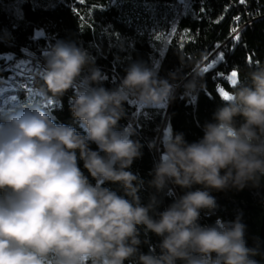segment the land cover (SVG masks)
I'll return each mask as SVG.
<instances>
[{
    "label": "clouds",
    "instance_id": "1",
    "mask_svg": "<svg viewBox=\"0 0 264 264\" xmlns=\"http://www.w3.org/2000/svg\"><path fill=\"white\" fill-rule=\"evenodd\" d=\"M178 55L181 68L166 78L136 61L107 89L86 49L64 39L51 45L37 70L35 101L0 111V264H264L258 238L248 244L241 215L199 223L201 210L216 208L210 190L264 185V62L246 61L244 78L231 84L229 98L221 97L201 139L189 143L184 133L165 129L149 184L161 192L170 182L184 194L163 211L155 196L140 202L143 181L128 169L143 145L119 121L125 103L161 109L178 88L189 101L205 91L200 65ZM69 89L82 132L57 123L49 110ZM108 182L125 195L104 187ZM149 233L160 238L155 247Z\"/></svg>",
    "mask_w": 264,
    "mask_h": 264
},
{
    "label": "trees",
    "instance_id": "2",
    "mask_svg": "<svg viewBox=\"0 0 264 264\" xmlns=\"http://www.w3.org/2000/svg\"><path fill=\"white\" fill-rule=\"evenodd\" d=\"M12 1L15 0H0V54L17 51L20 47H42L48 44V39L50 43H55L57 39L74 41L95 58V66L106 74L102 86L107 89L120 83L126 74V68L132 62L142 61L149 66H155L159 75L166 78L169 72L181 68L178 53L184 56L186 62L200 65L205 57L216 50V45L224 43L222 48L226 52V59L207 73L203 72L205 91H200L195 101H189L182 97L181 87L172 101L166 127L173 132L184 133L189 143L203 137L202 126L212 119V114L221 100L218 88L222 87L231 92L232 85L226 76L236 70L239 80L244 78L248 70L246 61L264 62V0H245L243 4L240 0H190L179 19L177 33L166 45L149 32L148 28L154 20L152 13L144 15L145 4L163 7L180 4L179 0H83V3L81 0H21L18 14L13 13L8 6ZM141 15L147 18V28L141 25ZM237 16L240 17L238 21L235 19ZM244 23L246 25L239 31L240 40L227 41L232 28ZM38 30H43L46 36H37ZM2 68L3 63H0V69ZM182 71L188 73L190 69L183 68ZM218 72L225 75L217 76ZM9 73L12 71L3 70L0 74ZM112 73L119 80H113ZM15 77L34 89L39 84L37 76L15 73ZM19 90V99L29 94L34 95L35 99L37 97L35 90ZM73 96L74 89H69L58 100H54L49 110L57 123L71 125L78 132H82L72 116L70 98ZM124 108L126 114L119 121V128L134 129L135 134L131 138L143 145L142 156L135 159L128 169L143 181L138 192L140 202L147 205L150 198L155 196L159 202L156 210L163 211L185 191L169 182L163 191L157 192L149 184L153 179L150 173L159 161L158 154L161 155L163 151L162 137L158 145L157 137L166 107L139 111L134 104L125 103ZM150 144L155 147H149ZM89 147L97 150L94 143ZM80 167L83 169L82 161ZM84 171L87 175V171ZM104 187L118 195H125L124 189L118 183L108 182ZM198 188L203 190L201 185H194L191 190ZM210 195L216 199V208L211 211L201 210L199 223L210 225L217 218L231 221L241 215L242 222L247 225L248 244L253 246L257 238L259 239L264 213V185L259 189L249 187L242 191L210 190ZM148 240L155 247L160 238L149 233ZM140 250L147 253L149 247L142 244ZM155 250L159 251L158 248Z\"/></svg>",
    "mask_w": 264,
    "mask_h": 264
},
{
    "label": "rangeland",
    "instance_id": "3",
    "mask_svg": "<svg viewBox=\"0 0 264 264\" xmlns=\"http://www.w3.org/2000/svg\"><path fill=\"white\" fill-rule=\"evenodd\" d=\"M21 0H15L11 3H8V6L12 9L13 13L18 14L20 12L19 9V2ZM180 4L174 3V4H168L164 5L163 7H157L154 4H145L146 9L144 10V15H149V13H152L153 17V24L148 28L151 35L159 36V40L163 44H167L169 40L174 36L178 31V23L181 15L185 12L190 0H179ZM159 11L161 14H158ZM146 16L141 15V20L143 21L141 25H143V28H147V18ZM224 46V45H223ZM222 46V47H223ZM216 48V51L211 53L208 56V59L204 60L202 64H200V69H202L207 63L211 62L213 58L218 54L219 51H223V48ZM35 96L32 94H29L25 97L20 98V101L17 106L21 105L22 103H28V102H34ZM54 103V101H53ZM52 103V104H53ZM168 105L166 106L167 109ZM51 112V111H50ZM52 114V112H51ZM165 129H168L166 126L163 127V131H161V135L159 137L157 145L160 143L161 137L163 138ZM162 130V129H160ZM158 154V160L159 156Z\"/></svg>",
    "mask_w": 264,
    "mask_h": 264
},
{
    "label": "built area",
    "instance_id": "4",
    "mask_svg": "<svg viewBox=\"0 0 264 264\" xmlns=\"http://www.w3.org/2000/svg\"><path fill=\"white\" fill-rule=\"evenodd\" d=\"M246 25L244 23L241 26H237L238 32ZM37 36H46L43 30H38L36 32ZM235 33H231L229 40H234ZM48 44L42 47L37 48H28V47H20L17 51H11L4 54H0V63H3V70H10V63L12 62H20L26 66H30L32 69H40L43 65L44 55L47 50L51 47L53 43H50V39H48ZM237 42V41H235ZM0 70V73L1 71ZM101 70V69H100ZM102 74L106 76V74L101 70ZM15 77V73H9V75H1L0 74V84L5 83L6 80ZM113 80H119L118 77L112 73ZM17 87L25 88L28 91H33L34 88L30 85L24 84L20 79L17 78ZM18 103L15 102L14 98L11 96L0 97V111L4 110V106H14L17 107Z\"/></svg>",
    "mask_w": 264,
    "mask_h": 264
},
{
    "label": "bare ground",
    "instance_id": "5",
    "mask_svg": "<svg viewBox=\"0 0 264 264\" xmlns=\"http://www.w3.org/2000/svg\"><path fill=\"white\" fill-rule=\"evenodd\" d=\"M0 70H3L0 69ZM38 69H32L30 66H26L20 62L10 63V71L24 76H37ZM79 87V86H78ZM19 87H17V78H10L5 81V83L0 84V97H7L8 95L14 98L16 103H19ZM7 107L14 106H4V109Z\"/></svg>",
    "mask_w": 264,
    "mask_h": 264
},
{
    "label": "snow or ice",
    "instance_id": "6",
    "mask_svg": "<svg viewBox=\"0 0 264 264\" xmlns=\"http://www.w3.org/2000/svg\"><path fill=\"white\" fill-rule=\"evenodd\" d=\"M81 3H83V0H81ZM240 3L243 4L245 3V0H240ZM222 19V18H221ZM235 19L238 21L240 19L239 16L235 17ZM219 22V21H217ZM232 33H235V36H234V40L235 41H239L240 40V35H239V32H238V29L236 27H233L232 28ZM160 37L157 36V39H159ZM181 47H183V43H181ZM216 48H220V45H216ZM205 59L207 60L208 57H205ZM226 59V52L225 51H219L218 54L215 56V58H213L211 60V62L207 63L202 69L201 71L204 72V73H207L210 69H214L216 67V65L219 63V62H222ZM217 76H224L225 74L222 73V72H218L216 73ZM238 76V73L236 70H232L230 72V74H228L226 76V79L231 83V84H235L237 82L236 78ZM218 91L221 95V97L227 99L229 98V92L225 91L222 87L221 88H218Z\"/></svg>",
    "mask_w": 264,
    "mask_h": 264
},
{
    "label": "water",
    "instance_id": "7",
    "mask_svg": "<svg viewBox=\"0 0 264 264\" xmlns=\"http://www.w3.org/2000/svg\"><path fill=\"white\" fill-rule=\"evenodd\" d=\"M230 39V37L227 39V41ZM224 45V43L223 44H221L220 45V47H222ZM216 51V50H215ZM179 89V88H178ZM178 91V90H177ZM177 93V92H176ZM171 104H172V102L171 103H169V105H168V107H167V109H166V113H165V117H164V120H163V123H162V126H161V129L163 128V127H165L166 126V123H167V118H168V114H169V111H170V108H171ZM160 135H161V130H160V133H159V135H158V137H157V143H158V138L160 137ZM259 245H260V250H261V252L262 253H264V213H263V216H262V223H261V228H260V233H259ZM262 258V257H261Z\"/></svg>",
    "mask_w": 264,
    "mask_h": 264
}]
</instances>
